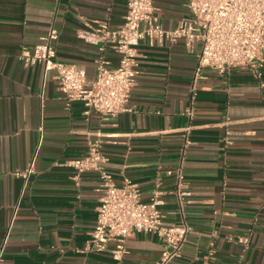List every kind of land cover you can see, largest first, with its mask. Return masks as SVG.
<instances>
[{
	"label": "crops",
	"instance_id": "obj_1",
	"mask_svg": "<svg viewBox=\"0 0 264 264\" xmlns=\"http://www.w3.org/2000/svg\"><path fill=\"white\" fill-rule=\"evenodd\" d=\"M127 2L0 0V264L156 263L163 243L153 233L128 237L121 259L82 251L95 228L101 179L62 163L84 157L97 134L113 141L103 153L115 183L132 180L147 201L160 182V208L174 222L183 217L176 169L190 140L183 178L193 192L184 207L191 230L176 264H264V64L224 74L208 68L194 81L198 44L142 40L132 110L109 119L68 103L55 71L25 65L22 52L54 27L57 57L94 78L101 55L78 32L102 21L117 28ZM154 5L166 29L189 15L188 0ZM104 58L119 62L112 48ZM32 162L29 181L16 174Z\"/></svg>",
	"mask_w": 264,
	"mask_h": 264
},
{
	"label": "built area",
	"instance_id": "obj_2",
	"mask_svg": "<svg viewBox=\"0 0 264 264\" xmlns=\"http://www.w3.org/2000/svg\"><path fill=\"white\" fill-rule=\"evenodd\" d=\"M127 4L125 20L117 28L102 21L97 25L88 24L78 32V36L94 45L101 55L94 78L88 79L83 67L57 57L59 31L54 27L40 38L32 51L22 52L25 65L42 64L45 71H55L59 89L68 103L81 101L86 114L96 111L109 119L132 110L129 107L130 92L135 82L137 47L142 40L154 45L181 39L189 50L198 44L194 81L203 77L208 68L224 74L232 68L264 64V0H188L189 15L174 29L163 26L154 0H128ZM108 48L119 54L116 66H109L104 58ZM111 142L97 134L84 157L62 163L78 173L94 170L101 179L102 195L95 228L82 251H110L113 258L121 259L128 253L125 245L128 237L136 232L153 233L163 243L155 264H176L183 255L191 230L184 207L194 201L193 192L183 178L190 140H184L173 190L183 216L180 222L169 221L162 212L164 191L160 182L156 183L147 201L143 200L140 188L132 180L126 179L122 185L115 183L104 166L103 146ZM16 174L29 181L35 174L33 162ZM111 242L115 243L113 249H110Z\"/></svg>",
	"mask_w": 264,
	"mask_h": 264
}]
</instances>
